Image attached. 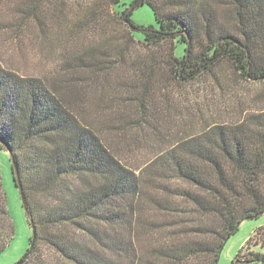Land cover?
I'll return each mask as SVG.
<instances>
[{"label":"trees","instance_id":"1","mask_svg":"<svg viewBox=\"0 0 264 264\" xmlns=\"http://www.w3.org/2000/svg\"><path fill=\"white\" fill-rule=\"evenodd\" d=\"M71 1L25 0L17 22L0 27L65 51L45 77L0 64V148L11 154L36 232L22 264H46L41 244L73 264H139L141 223L155 235L150 253L159 264H217L241 222L264 212V115L207 126L135 168L119 158L108 136L112 131L165 141L153 79L163 70L164 52L178 84L216 75L223 62L246 80L264 81V0H229L233 24L212 0L131 4H149L158 27L135 23L131 11L117 10L120 0ZM114 17L128 30L122 38L106 34ZM134 31L143 32V39ZM77 36L82 46L69 53ZM133 42L147 49L148 57L137 64ZM128 62L133 78H144L124 86L138 96L123 100L119 86L116 95L111 90L117 70ZM107 102L104 120L92 118ZM131 106L138 118L127 126L118 118ZM115 122L122 125H109ZM176 180L183 185L170 184ZM263 232L264 226L255 234ZM14 235L0 174V255ZM258 262L264 263V252L245 254L243 246L237 255V264Z\"/></svg>","mask_w":264,"mask_h":264},{"label":"rangeland","instance_id":"2","mask_svg":"<svg viewBox=\"0 0 264 264\" xmlns=\"http://www.w3.org/2000/svg\"><path fill=\"white\" fill-rule=\"evenodd\" d=\"M25 0H0V27L3 25H13L19 17L17 7L22 5ZM78 2L84 5L92 3L90 0H72L74 6ZM136 0H120L117 10L128 9L132 12V20L143 26L158 27L154 10L147 3L131 7ZM216 3L223 20L233 24L232 15L229 9V0H212ZM214 3V4H215ZM28 23L31 24L29 21ZM226 23V22H225ZM29 24V25H30ZM109 32L107 35H114L122 38L127 33V28L116 20L109 21ZM12 32L7 34L0 32V64L7 70H12L23 76L45 77L55 72L58 63L62 59L64 49L60 44L53 45L52 49L39 43L38 40L27 33ZM62 34V33H61ZM104 34L105 36H107ZM136 39H143L144 34L140 31H134ZM62 39H65L62 37ZM80 36L73 39V43L67 46L69 53L79 49L82 44ZM87 42V41H86ZM85 42V44H86ZM87 45V44H86ZM91 45V44H89ZM133 59L136 64L140 59L147 58V49L142 43L133 42L131 46ZM166 51L168 50L165 48ZM80 51V50H79ZM165 59L168 54L164 52ZM163 61V70L157 69V74L153 77L156 80L157 101L164 116L159 127L160 131L166 135L165 141H160L153 137H126L109 131L108 141L115 149L116 154L123 162L131 168L143 165L155 157V154L168 149V146L178 140L189 137L201 132L204 128L215 124H233L241 122L251 115H264V81L246 80L235 73L233 68L227 62H223L217 68L216 75L205 74L198 79L182 82L178 84L171 77L170 66ZM135 62V61H133ZM128 62L124 67H120L115 74V80L112 94L116 95L115 87L121 88L120 95L124 98H135L138 94L128 92L124 86H132L133 82L140 84L143 76L133 78L132 70L128 69L133 65ZM150 63L149 59H146ZM130 64V66H129ZM133 67V66H132ZM126 68V69H125ZM150 64H148L147 73H150ZM153 80V81H154ZM107 102L99 111L94 109L92 118H97L102 122L105 117V110L109 107ZM136 108L131 106L120 117L122 123L128 122L127 126L137 120ZM129 114L132 118H127ZM96 119V120H97ZM109 125H122L118 122ZM126 126V127H127ZM107 130V128H106ZM129 133V132H128ZM11 154L6 148H0V174L3 181L4 190L7 195L8 210L15 226V235L7 249L0 255V264H16L27 253L31 246L33 237L32 226L28 222V217L23 207L20 190L16 185ZM171 185H183L179 181H170ZM148 216L155 218V215L148 210ZM136 236L140 246L142 260L139 264H159L150 253L151 245L156 241L153 232L144 228ZM264 226V213L253 219H246L241 222L238 230L229 238L218 258L217 264H237V255L244 246V253L264 252V232L256 235L255 232ZM252 240L248 243V240ZM38 246V245H37ZM39 249L46 260V264H73L59 256L53 249L47 245H39ZM109 257H112L110 253ZM153 261V262H151ZM248 264H264L248 263Z\"/></svg>","mask_w":264,"mask_h":264},{"label":"water","instance_id":"3","mask_svg":"<svg viewBox=\"0 0 264 264\" xmlns=\"http://www.w3.org/2000/svg\"><path fill=\"white\" fill-rule=\"evenodd\" d=\"M15 179H16L18 188L20 190L23 207L25 209V212H26L29 220L32 222L33 221V215H32V212L30 210V207L28 205V202L26 200V196H25V193H24V190H23V186H22V183L20 181L19 175L17 173L15 174ZM35 239H36V232H35V228H33V237H32L31 246H30L29 250L27 251V253L23 256V258L20 261H18L16 264H22L24 262V260L28 257V255L32 252V250L34 248V245H35Z\"/></svg>","mask_w":264,"mask_h":264}]
</instances>
